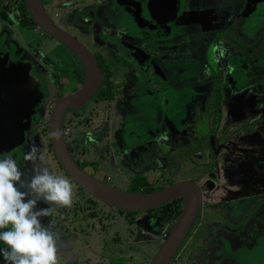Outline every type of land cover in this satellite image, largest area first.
<instances>
[{"label": "flooded vegetation", "instance_id": "1", "mask_svg": "<svg viewBox=\"0 0 264 264\" xmlns=\"http://www.w3.org/2000/svg\"><path fill=\"white\" fill-rule=\"evenodd\" d=\"M232 3L236 8L235 15L225 13L224 17H219L218 3L213 0H183L179 21L175 27L169 28L171 31L172 28L179 27V29L167 40L166 30L152 31L155 35L159 33V36H151V33L149 34L146 30L140 32V28H145L147 25L142 12L145 4L140 0H43L40 5L48 21L55 30L57 29L72 41L67 44L68 46H64L33 22L26 0H0V52L4 53L3 56L0 54V58L2 57L0 63L2 60L5 62L7 57L11 58L9 63L6 61L7 65L0 64V76L3 70L9 67L10 62H22L21 60L28 56L31 65L37 71L33 75H27L29 79L27 78L26 81L30 80L36 89L39 88L44 92V98L40 100L41 109L32 116V125L28 133H25L29 138L26 145L28 149L35 146L40 155L48 157L49 161L54 163L58 171L55 175L69 179L48 148L47 122L56 99L71 96L84 83L85 66L81 58L72 51V48L80 47L93 60L97 73H100L101 82L98 92L85 105L76 111H66L62 119V130L65 125L70 129L69 137L64 138L72 158L82 165L85 164L83 159L86 158L87 166H94L97 159L113 162L112 164L123 176L126 177V172L131 174V178L127 180L129 189L131 190V187L135 189L131 193L156 192L173 185L176 181L170 178L177 174L176 166L189 163L185 160L189 158L177 164L171 161L176 159L175 156L167 159L171 156L170 154L177 155L175 152L180 147L174 149V146H171L160 152L158 156L149 157L148 160L147 155L144 160H147L145 168L131 170L130 157H133L132 160L134 159L135 163L142 159L141 147L144 146L136 145L137 138H127L128 121L134 116L131 112L134 108V93L139 92L138 86L142 91L140 94H147L141 87L144 81H140V84L143 83L141 85L134 84L130 82L131 77L162 76L165 78L168 72H172L169 75V81L165 83L177 86V92L184 90L187 93H196L193 99L187 100L186 105L190 106L189 109L192 105H198L192 108L195 112L199 110V107H202L200 110H204L208 99H206V89L213 85L214 81L210 82L211 79L208 80L209 77L206 74L204 76L197 74L203 73L202 69L208 63L201 58L197 61L202 64L200 69L191 66L194 71L191 70L188 74L179 71L182 61L186 65L197 46L196 40L195 43L192 42L190 34L197 31V36L201 38V46L208 52L215 48L214 44L217 45L216 48L222 52L231 67L227 76L237 75L241 67L247 65L246 56L247 54L251 56L252 49H255L254 45L264 41V0H232ZM197 25L204 29L200 30ZM163 35L165 39L162 42H152L153 39ZM182 41L189 44L184 45ZM19 50L25 53L23 54L25 57L19 58ZM148 61L159 68H157L158 73L150 71L151 68L146 63ZM261 62L264 63L263 60ZM262 64H257L258 69L264 70ZM140 65H146L147 69L142 71ZM181 74L184 75L183 81L178 78ZM221 76H223L222 73L218 74L219 86L222 87L228 81L232 83L226 77L223 80ZM115 77H119V80L116 81ZM61 80H64V84H60ZM148 82L150 83L149 94L150 91L155 90L153 96H156V102L165 110L169 105L167 100L169 93H166V89L155 87L151 81ZM72 83H75L77 88L63 96L62 90ZM189 83L196 84V88L188 87ZM156 85L161 86L158 83ZM170 88L171 91H175L174 87ZM223 90L225 91L224 88ZM219 91L220 88H217V98ZM183 110H175L172 114L165 113L166 121L181 116L179 113ZM212 112L219 113V107H214V111L209 113L212 114ZM77 118L79 120L74 122L75 128H72L71 122L73 123L72 120ZM179 122L181 124L182 120ZM38 133L42 137H39ZM77 133L83 134L93 146L91 152L97 154L101 152L105 155L97 159H94V156L92 159L85 156L83 144L78 139H71ZM186 134L189 133H185L183 137L188 138L187 144L190 145L193 140ZM104 138L110 143L106 144ZM44 139L47 141L45 152L40 148V141L43 142ZM131 144L135 145L130 148L132 151L128 152L129 149L126 151V147ZM223 144L227 145L225 148L229 147L227 141ZM220 146L221 143L218 148ZM199 150L200 148L194 154L195 159L191 158V168L194 169L197 179L189 181L195 182L201 190L200 207L169 264H241L244 255H232L229 249L232 248V242L237 240L240 246H244L252 236L253 247L249 244V249L243 252L247 254L249 250L257 248L254 244L255 239L264 238V165H255V173L254 171L252 173L258 187L250 189L235 181V173L245 175L248 172L246 166L238 163L240 160H231L227 155L222 161H218L214 156L211 161H208L210 150L208 148L205 150L207 154ZM214 150L213 146L211 151ZM220 151L221 149H217L216 153L219 154ZM4 155L13 156L17 161L21 157V153H0V156ZM77 155L83 157L82 161L77 160ZM156 161H160L157 166ZM225 162L231 165L229 170L226 169ZM19 164L22 168L29 170L32 166L31 162L25 160ZM77 165L79 166V163ZM133 175L142 181L143 186L138 187V191H136V183L140 181L132 180ZM145 179L147 185H145ZM230 183H232L230 187L232 194H226L218 201H211L210 195L213 191L215 192V189L222 190ZM72 186V198L76 194L78 197L75 196L70 207L60 208L52 216L55 221L54 232L58 249L57 264H131V262L134 264L136 256L141 258L137 260L143 264H150L180 214L175 219L168 217V211L163 209L165 205L143 213H117L118 210L104 207L84 192L80 193L82 190L75 184ZM205 187H210L209 192L203 191ZM251 198L259 200L260 203L253 200L254 204ZM177 200L178 205L180 204L179 212H181L182 199L173 201ZM78 203L84 208L80 213L76 211ZM211 205L221 208L220 212H212ZM97 207L108 209L110 213H101V215L96 212L101 211ZM89 208L96 210L91 211ZM258 214L261 215L260 219ZM47 220L48 218H42L44 223ZM74 239L84 241V245L74 243L72 241ZM220 242L223 243L221 251L215 249ZM155 247H157L156 251L153 252ZM219 252H222V256ZM152 253L153 256L150 258ZM256 255L264 258V251H258ZM260 264H264V260H261Z\"/></svg>", "mask_w": 264, "mask_h": 264}, {"label": "rangeland", "instance_id": "2", "mask_svg": "<svg viewBox=\"0 0 264 264\" xmlns=\"http://www.w3.org/2000/svg\"><path fill=\"white\" fill-rule=\"evenodd\" d=\"M208 1V0H204ZM216 3H218V15L219 17H224L225 13H230L231 16H234L236 8L234 4L232 3V0H213ZM261 23V22H260ZM261 26V24H260ZM197 27H200V25H197ZM200 27V30H203L204 28ZM173 30L167 31V36L173 35L176 30L179 29V27L172 28ZM205 31V30H204ZM197 31L192 32L190 34V37H192V42L195 43L196 40V49L193 54L190 55V57L187 60V63H181V67L179 71L181 73L188 74L192 70V67H195L196 69H200L202 64L197 63L198 60L206 61L207 66L203 67V73H199L197 75L206 74L211 80L210 82H213V85H210L206 89V101L204 110L198 111H192V108L198 107V105H192L191 109H189L188 105H186L187 100L190 98H194L196 96V93H187L184 90L177 92V86H173L172 84H169L168 82L165 83V81H169V75L172 72H168L166 74V77L163 78L162 76L155 78V76H152L150 78H136L131 77V83L134 84H140V81H144V84L142 89L146 91L147 94H140L142 92L140 90V86H138L137 91L134 93V108L132 109L131 115H134L130 118V121H128V127H127V138H137L138 140L135 141L136 145H141L144 147H141L143 150L142 159L139 161L135 160L133 162L131 159V170L132 169H140L142 167H146L147 160L151 156H158L160 152L165 151L166 149H169L171 146H174V149L179 148L177 150L176 154H170L171 156H175V160H171L174 164L180 163L181 161L187 160L189 163L181 164L179 166H176L177 174L171 176L170 180H175L177 183L179 180L181 181H189L191 179L196 180V173L193 168H191V158L195 159V153L197 152L198 148L200 150H205L208 148L210 150L208 152V161H211L212 156L217 158L218 161H222L224 157L229 155V158L231 160L239 161L238 163L246 166L248 172H246L245 175H240L238 173L234 174V177L236 178L235 181L238 184H241V186L244 187H250V189H255L258 187L257 182L254 180L255 176V165H264V70L258 69V63L262 64V60L264 61V41L258 44H255V49H252L253 52L251 53V56L247 54L246 62L247 65H243L240 69V72L237 75L230 74L228 75L229 69L231 68L227 60L223 57L222 52L219 51L218 48H216L217 45L214 44L215 48L211 50V52L204 47L201 46V38L197 36ZM169 39V37H168ZM199 39V40H198ZM221 42L223 41L222 38H220ZM213 41V40H212ZM226 41V40H225ZM227 42V41H226ZM184 45H188L189 42L182 41ZM191 43V45L193 44ZM216 43V42H215ZM223 43V42H222ZM225 43V42H224ZM227 44V43H225ZM228 45V44H227ZM199 47H202L199 49ZM63 52H65L64 49H62ZM19 58L25 57L24 52L19 50ZM253 57V58H250ZM22 62L18 61L19 63L16 64V68L14 69L16 73L21 74H27V75H33L36 73V69L33 68L31 65V62L29 61V57H25L21 60ZM193 61V62H192ZM149 64V67L151 68L150 71L158 73V67L151 63V61L146 62ZM229 64H233V62H229ZM264 67V63L262 64ZM192 66V67H191ZM197 66H200L197 68ZM158 68V69H157ZM194 68V69H195ZM228 69V70H227ZM178 71V73H179ZM194 71V70H192ZM174 73V72H173ZM223 74L221 78L225 80V77L227 80H231L232 83L229 81L224 83L225 85L219 86L218 80V74ZM183 74H181L178 78L183 81ZM196 77V76H195ZM230 78V79H229ZM116 81L119 80V77H115ZM152 82V85H154L157 88H161L162 90L166 89V93H169L167 100L169 105L165 110L161 108V106L156 102L154 95L155 90L150 91V94L148 92L150 83L148 81ZM193 80V79H192ZM156 83L161 84V86H157ZM165 83V84H163ZM60 84H64V80H61ZM140 84V85H141ZM163 84V85H162ZM229 85V87H228ZM43 86V85H42ZM195 87L196 84L192 85L191 83L188 84V87ZM226 86V87H225ZM170 87H174L175 91H171L172 89ZM75 88H77V85L75 83L70 84L67 88L62 90L63 96L70 94L71 91H73ZM217 88H220L218 98L216 97V90ZM225 89V91L223 90ZM119 90V89H118ZM215 91V94H213ZM40 94H36V98L34 99V102L39 101L41 103V99L44 98L43 94L44 92L42 90H39ZM213 96V97H212ZM185 97V99H184ZM205 98V97H204ZM211 98V99H210ZM140 100H143L142 103H138ZM185 100V101H184ZM225 100V101H224ZM224 101V102H222ZM209 102V103H208ZM92 103V102H91ZM211 106V108H209ZM214 107H219V113L212 112L210 114V111H214ZM184 109V110H183ZM40 109L37 106L35 109H33V112H38ZM175 110H183L181 113H179L181 116L176 117L173 120L166 121L165 113L169 114V112L172 114ZM186 111V114H185ZM125 112V110H124ZM36 114V113H35ZM34 114V115H35ZM137 115V116H136ZM209 115V116H208ZM79 119L72 120L71 122L72 128H75V123ZM164 120V121H163ZM180 120H182L180 124ZM186 120V121H185ZM97 121V120H93ZM184 121V122H183ZM95 125V123H93ZM31 127V126H30ZM86 132V130L84 129ZM88 131V130H87ZM78 132V130H77ZM185 133H189L186 135H189V137L193 140L192 143L187 144L188 138L183 137ZM39 135V133H38ZM28 136V134H27ZM39 137H42L39 135ZM184 138V139H183ZM71 139H78L80 143L83 144L85 147L83 152L84 155L87 157H90V159L93 158H101V156H104L105 154L96 152H91L93 149V146L89 144L88 140H86L83 136V134H75L73 138ZM40 141V148L43 149L47 148V141L46 139ZM104 141L106 144H109L110 142L107 141L104 138ZM227 141L229 144V147L225 148L223 142ZM87 142V143H86ZM92 142V141H91ZM130 141H128V144ZM221 143L220 148H218L219 144ZM201 144V145H200ZM27 144H19L18 147L12 149V153H21V157L18 158V162L22 163L24 160V155L26 152H28V146ZM208 145V147H207ZM135 145H128L126 147L128 152L132 151L130 148L134 147ZM186 146V147H185ZM215 147L214 151H211L212 147ZM225 148V149H224ZM217 149H221L220 153H216ZM199 150V151H200ZM134 151V150H133ZM173 151V150H172ZM86 152V153H85ZM206 153V152H205ZM91 154V156H89ZM207 154V153H206ZM148 155V158L146 157ZM205 155V154H204ZM219 155V156H218ZM179 156V157H178ZM145 158H147L146 161ZM189 158V159H185ZM83 157L81 155H77V160L82 161ZM174 159V158H173ZM185 159V160H184ZM205 159V158H204ZM85 164L82 165L79 163L80 167L83 169V171L90 175H93L92 177L96 179L99 182H102L106 184L107 186L113 187L117 190L123 191V192H134L135 189H132L131 191L129 189V182L127 181L128 178H131V174L126 172V177L123 176L120 171L116 169V167L112 164L113 162H108V160L105 159H97V163L93 165H86L87 159L84 158ZM26 161V160H25ZM29 162V161H28ZM160 161H156L155 165ZM139 166H137V165ZM44 165L47 166L53 174L58 173L56 170V167L54 163H51L47 158L44 157ZM226 169L229 170L231 165H229L227 162H225ZM253 167V168H252ZM158 170V168L156 169ZM232 170V169H231ZM254 171V173H252ZM243 174V173H242ZM134 176V175H133ZM252 177V178H251ZM136 179V176L132 180ZM140 181L138 178L136 179ZM147 180L145 179V185H147ZM173 183V184H174ZM136 191L139 190L140 187H142V181L136 183ZM246 184V185H245ZM73 185V184H72ZM131 185V184H130ZM231 185L232 183L228 184L225 188L222 190L215 189V192L213 191L210 195L211 201L213 202L218 201L220 197H223L224 195L232 194L231 192ZM264 185V184H263ZM139 187V188H138ZM81 190V189H80ZM210 190V187H205L203 191ZM80 193H83V191H80ZM136 193V192H135ZM86 194V193H85ZM88 196V194H86ZM75 196L78 197V194ZM74 196V198H75ZM80 197V196H79ZM72 198V201L73 199ZM253 200L254 199H250ZM95 201V200H94ZM256 203H260L259 200H254ZM255 202H253L255 204ZM99 203V202H97ZM100 204V203H99ZM81 205V206H80ZM78 203L76 207V211L80 213V211L84 210L82 207V204ZM104 206V205H103ZM105 207V206H104ZM91 211L94 208H89ZM97 209H100V207H97ZM96 210V209H94ZM96 211L97 213H110L108 209H100ZM210 210L212 212H220L221 208H219L216 205H211ZM209 211V209L207 210ZM117 213H121L119 211H116ZM206 211H204L205 213ZM264 213V211H263ZM101 214V215H102ZM261 218V215L258 214V219ZM224 239V237H223ZM89 240V239H88ZM252 236L249 238L244 246H240L237 242V240H234L232 242V248H229L232 252V255L236 254H243L244 257L241 259V264H260L261 260H264L260 255L258 254V251H264V238L262 239H255L254 244H256L257 248L254 247L251 251L249 250L248 253H243L244 251L248 250V246L252 245ZM74 243L78 242L82 245H84V241L82 240H72ZM91 243V242H90ZM223 244V243H222ZM221 242L217 245L216 250L221 251V246L223 245ZM250 244V245H249ZM247 246V248L245 247ZM253 247V245H252ZM156 248L152 250L153 252L156 251ZM229 252V253H231ZM219 254L222 256V252H219ZM136 256V255H135ZM153 256V253L151 254L150 258ZM141 260L139 257H135V263L143 264V262L138 261ZM138 261V262H137ZM133 264V262H131Z\"/></svg>", "mask_w": 264, "mask_h": 264}, {"label": "water", "instance_id": "3", "mask_svg": "<svg viewBox=\"0 0 264 264\" xmlns=\"http://www.w3.org/2000/svg\"><path fill=\"white\" fill-rule=\"evenodd\" d=\"M42 1L26 0L33 22L62 45L68 46L67 44L72 41L57 29L56 31L48 21L40 5ZM182 1L140 0L145 4L142 12L147 24L145 28H140V32L146 30L149 34L151 33V36H159V33L155 35L152 31L162 32V30L175 27L179 21ZM168 37H166L167 40ZM164 39L163 35L153 39L152 42H162ZM72 51L81 58L85 66V79L81 88L74 94L58 98L54 102L47 122L49 150L58 166L73 184L95 201L110 209L124 213H143L158 209L178 198L182 199V209L176 222L150 262V264H169L198 213L201 190L195 182L180 181L156 192L142 194L123 192L97 181L77 165L66 146L62 133V119L66 111L78 110L98 92L101 76L100 73H97L96 66L87 53L80 47L72 48ZM0 54L4 55L3 52ZM5 60L9 63L11 58L7 57ZM6 61L2 60L0 64L5 65ZM16 64L18 63L10 62L9 67H6L0 76L1 154L12 153V149L18 147L19 144L28 143L29 138L25 133H28L32 125L31 118L36 113V111L33 112V109L37 106L41 109L39 101L34 102L36 94H39V88L37 90L30 80L26 81L28 78L26 73H16L14 70ZM140 69L144 71L147 66L140 65Z\"/></svg>", "mask_w": 264, "mask_h": 264}, {"label": "clouds", "instance_id": "4", "mask_svg": "<svg viewBox=\"0 0 264 264\" xmlns=\"http://www.w3.org/2000/svg\"><path fill=\"white\" fill-rule=\"evenodd\" d=\"M24 160L30 170L13 156H0V264H57L52 216L71 206L73 186L44 165L35 146Z\"/></svg>", "mask_w": 264, "mask_h": 264}, {"label": "trees", "instance_id": "5", "mask_svg": "<svg viewBox=\"0 0 264 264\" xmlns=\"http://www.w3.org/2000/svg\"><path fill=\"white\" fill-rule=\"evenodd\" d=\"M48 148L50 149L49 145ZM80 166V165H79ZM178 200L173 201L163 207L166 211H168V217H172V219H175L177 215L180 213V204L178 205Z\"/></svg>", "mask_w": 264, "mask_h": 264}, {"label": "built area", "instance_id": "6", "mask_svg": "<svg viewBox=\"0 0 264 264\" xmlns=\"http://www.w3.org/2000/svg\"><path fill=\"white\" fill-rule=\"evenodd\" d=\"M70 129H69V127L67 126V125H65L64 127H63V130H62V133H63V136L64 137H69V135H70Z\"/></svg>", "mask_w": 264, "mask_h": 264}]
</instances>
